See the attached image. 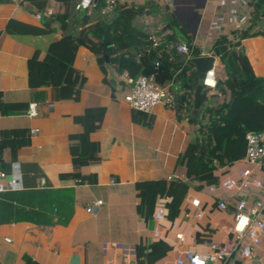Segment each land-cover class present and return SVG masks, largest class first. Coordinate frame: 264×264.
I'll use <instances>...</instances> for the list:
<instances>
[{"label":"crops","instance_id":"1","mask_svg":"<svg viewBox=\"0 0 264 264\" xmlns=\"http://www.w3.org/2000/svg\"><path fill=\"white\" fill-rule=\"evenodd\" d=\"M76 1L67 0L70 15L60 22L56 18L66 10L64 0H0V170L5 175L0 196V264H105V244L130 248L127 256L120 251L108 253L115 256L116 264H136V246L157 241L170 246V251L156 264H176L186 250L203 253L210 242H225L231 206L227 213L207 210L200 222L187 214L185 206L191 197H208L201 190L188 191L174 221L166 217L158 225L152 217L141 215L137 184L184 177L178 159L197 126L185 117L178 120L171 105L158 104L145 114L152 121L150 128L135 123L134 110L124 102L128 87L112 64L99 69L86 49H80L75 60L86 79L78 101L56 100L52 88H29V63L51 43L82 28V13L74 9ZM104 1L108 11L117 4L157 6V11L142 16L137 24L157 43V37L162 41L166 33L151 27V21L157 14L162 17L160 8L167 6L186 26L202 56L210 55L212 44L225 37L243 79L249 81L247 73L264 79V18L251 26V0ZM51 18L55 19L50 27H44ZM211 22L217 27L211 28ZM214 67H219L218 58ZM217 78H223L220 71ZM245 101L261 106L264 114V87L241 91L236 105L243 131L263 132L264 119L254 121ZM33 103L37 116L30 118L27 110ZM91 109L104 110L100 128L89 136L99 145L100 162L80 170L85 179L63 178L74 172L69 137L82 132L76 118ZM31 129L38 132L30 134ZM245 168L256 169L239 160L214 174L236 177ZM90 176L96 181L88 182ZM98 200L102 205L95 214H88L85 209ZM202 227L207 231L202 233ZM157 229L161 237H154ZM177 233L183 234V244L176 240Z\"/></svg>","mask_w":264,"mask_h":264},{"label":"trees","instance_id":"2","mask_svg":"<svg viewBox=\"0 0 264 264\" xmlns=\"http://www.w3.org/2000/svg\"><path fill=\"white\" fill-rule=\"evenodd\" d=\"M64 1L66 10L56 18L60 22L70 15L71 6L67 5V0ZM250 4L253 8L250 23L254 26L264 18V0H251ZM105 7L104 0H96L89 13L80 15L82 28L78 32L51 43L45 52L29 63L28 85L32 90L52 88L59 101H78L86 83L85 77L75 66L80 49H86L101 70H104L107 57L119 75L127 73L133 78L140 75L152 77L160 87L175 85L177 91L171 107L177 119L185 117L190 125L197 126L194 136L178 159V165L184 169V178L136 185L140 197L139 208L145 219L152 217L157 197H164L169 199L167 219L174 221L191 188L199 191L203 184H215L217 178L214 172L217 169L230 167L244 157L246 132L241 127L242 116L236 105L240 101L241 91L264 87V79L253 78L252 74L247 73L249 81H245L231 46L225 43V37H220L212 44V51L219 59L216 72L220 71L223 78L217 79L213 90L200 86L192 59L199 57L201 51L193 45L186 26L177 20L167 6L160 8L166 15L162 28L166 35L160 44H156L148 33L137 26L142 16L152 10L157 11V6L150 5L147 9L138 5L117 4L113 10L102 14ZM54 19L46 21L44 27L49 28ZM181 41H185L188 50L185 60L181 59L175 47ZM168 44L175 46L168 48ZM245 103L252 119L262 122L264 114L261 106L250 101ZM249 107L252 112L248 110ZM103 117V109H91L76 118L82 132L69 137L74 172L63 175V178L85 179L80 170L99 164V145L90 141L89 136L100 128ZM133 121L148 128L152 124L149 117L137 111H134ZM95 181L94 176H90L88 182ZM169 251L170 246L162 241L147 246L139 244L135 248L136 264H156Z\"/></svg>","mask_w":264,"mask_h":264},{"label":"built area","instance_id":"3","mask_svg":"<svg viewBox=\"0 0 264 264\" xmlns=\"http://www.w3.org/2000/svg\"><path fill=\"white\" fill-rule=\"evenodd\" d=\"M94 1L77 0L74 9L79 13H89ZM108 10L105 7L101 13L106 14L109 12ZM48 15H51V12ZM36 17L41 19L40 15ZM210 27L216 28L217 23L211 22ZM163 42L164 40L161 43ZM155 43L157 44V42ZM174 46L168 44V48ZM175 47L180 54H187L188 50L185 44L178 43ZM210 72H212V76L209 83L208 75ZM119 78L129 89L127 95L124 96V102L132 110L144 114L150 113L158 104L171 105L177 91V87L173 84L160 87L152 77L140 75L133 78L127 73H122ZM217 79V72L213 66L211 70L205 73L203 86L213 90ZM27 115L30 118L37 116L35 103L28 106ZM37 132L38 129H31L30 134ZM244 139L246 148L245 155L241 160L256 169L245 168L239 171L236 177L222 173L214 174L217 182L215 184H203L200 189L201 194L208 197L206 199L199 196L191 197L185 206L188 211L187 214L192 215L198 222L206 217L207 210L227 213L229 206H231L233 210L231 212V226L228 229L229 237L222 243L210 242L208 251L203 253L191 250L184 251L182 258L176 260V264H264V131H248L245 133ZM4 177V173L0 170V196L4 191L2 183ZM173 179L172 176L167 177V181ZM168 202V198L157 197L156 199L152 219L158 225H161L167 217ZM102 203L101 200H98L85 210L88 214L93 215ZM206 231V227H202L201 232ZM161 236L162 231L157 229L154 232V237ZM175 238L180 244L185 242L181 233H177ZM4 241L9 243L10 239L5 238ZM110 251H120L124 256H127L130 248L122 244H105L103 246L105 264H116L115 256L108 255Z\"/></svg>","mask_w":264,"mask_h":264},{"label":"water","instance_id":"4","mask_svg":"<svg viewBox=\"0 0 264 264\" xmlns=\"http://www.w3.org/2000/svg\"><path fill=\"white\" fill-rule=\"evenodd\" d=\"M217 59L215 53H211L207 56H199L192 59V64L194 65V68L197 72V78H198V84L200 86H203V79L205 76V73L212 69L214 66V62ZM106 64L109 63L108 58L105 57Z\"/></svg>","mask_w":264,"mask_h":264},{"label":"rangeland","instance_id":"5","mask_svg":"<svg viewBox=\"0 0 264 264\" xmlns=\"http://www.w3.org/2000/svg\"><path fill=\"white\" fill-rule=\"evenodd\" d=\"M77 13H79V12H77ZM76 13V14H77ZM81 14V13H80ZM158 16V17H157ZM166 19V16H164V14H163V16L161 17L159 14H157V15H155V17H154V19H152V21L151 22H153L152 23V25H151V27L153 26V27H159V30L161 31V29H162V24H163V22H164V20ZM158 39V41L161 43L162 41H161V36H158L157 37ZM210 77V75L208 76V78ZM248 110L250 111V112H252L251 111V109H250V107L248 108Z\"/></svg>","mask_w":264,"mask_h":264},{"label":"bare ground","instance_id":"6","mask_svg":"<svg viewBox=\"0 0 264 264\" xmlns=\"http://www.w3.org/2000/svg\"><path fill=\"white\" fill-rule=\"evenodd\" d=\"M211 73H212V72H210L209 75H210ZM209 75H208V76H209Z\"/></svg>","mask_w":264,"mask_h":264}]
</instances>
